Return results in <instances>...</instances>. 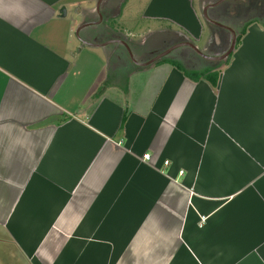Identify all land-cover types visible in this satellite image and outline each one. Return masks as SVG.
<instances>
[{
    "label": "crops",
    "instance_id": "1",
    "mask_svg": "<svg viewBox=\"0 0 264 264\" xmlns=\"http://www.w3.org/2000/svg\"><path fill=\"white\" fill-rule=\"evenodd\" d=\"M216 1L103 0L87 26L99 0H0V241L22 264H264V0L208 10L243 32L215 87L156 62L140 106L143 66L109 42L146 62L148 32L200 41Z\"/></svg>",
    "mask_w": 264,
    "mask_h": 264
},
{
    "label": "rangeland",
    "instance_id": "2",
    "mask_svg": "<svg viewBox=\"0 0 264 264\" xmlns=\"http://www.w3.org/2000/svg\"><path fill=\"white\" fill-rule=\"evenodd\" d=\"M254 1H256V0H254ZM254 1L250 0L249 3L245 2V5H244V0H240V1L235 0V2L231 1L232 5L226 4V5H228V7H223L221 9H223L222 11L224 13L226 11H232L231 13H235L233 15H230V13L228 15L224 14L225 17H228L229 15L232 17L230 19V21H243L249 16L246 14L249 12L248 10L251 8H253V9L256 8L254 3H252ZM133 5L137 8V6H139V3L137 2V6H136L135 2H133ZM194 5L198 10L200 9L199 0H194ZM231 7H233V8H231ZM232 9H234V10H232ZM201 11H202V17L201 16L200 17H201L202 23L204 25L202 40L198 41L195 39H189L188 41H192L196 46L199 47V49L202 50L203 47H204V49H207V48L209 49V47H211V46L208 47V45L210 43H212V40H211L212 34L214 32H217V28L205 20V18L203 16V9ZM242 11H245V13H243ZM203 18H204V20H203ZM158 23H160L161 25H163L165 27L168 26V25H166L167 23L165 21L164 22L157 21V22H154L151 24H154V26H157ZM79 27H80V25L76 27V30L74 32L75 42L77 41L80 44V46L75 50L76 54L78 53L79 48H83L85 51H87V49H89L88 46L81 43V38H82L81 34H77ZM164 29H166V28H164ZM183 38H184L183 36H178L175 33H171V32H166L163 34H158L156 32H148L146 34V38H145V41H147V43L145 45H146V48L156 49V50H158L156 53H159L160 51H163V50L167 49L168 47L175 45V44L179 43L180 41L184 40ZM229 40L230 39H228V41ZM203 43L206 45L203 46ZM228 46L229 45L227 44L225 47L227 48ZM98 49H100V48H98ZM204 49L202 50L203 52H205ZM132 52H133L134 57L137 61H139V59H141V61H142V58H141L142 56L140 57L133 50H132ZM150 52H152V51H149L148 53H150ZM156 53H152L150 56L148 55L147 57L144 56V59L148 60V59L152 58L153 56H155ZM102 57H105V55L103 54ZM166 58L181 61V62H183V64H185L186 66H188L191 69L197 68L198 66H202V67H209V66L216 67L217 66L216 63H211L210 61L202 60V58L200 56H198L197 53H195L193 50H191L190 48H187V47H180V48L173 50L169 55L166 56ZM110 62H111L110 64H112L113 60H111ZM132 65H131V63L129 64L128 62H125L124 68L125 69L131 68ZM153 65L155 66L156 64L152 63V64H149V65H146L143 67H139L138 80L136 81V83L134 82L136 85L134 86V92L130 95V97L131 98H139L140 102H141L140 106H144L147 103H149L153 99L155 94L157 93L158 81L160 80V75H156V77H154V78L148 77V73L150 74V72L154 69ZM133 67H135V66H133ZM124 68L122 69L123 71L125 70ZM115 69L114 68H112V69L108 68L107 74H109V72H111V71H115ZM142 71L145 74H142ZM146 75H147V77H146ZM110 79H111V77H110ZM0 239H1V237H0ZM0 264H22V254L11 244V242L9 240H7L6 237L3 238V241H0Z\"/></svg>",
    "mask_w": 264,
    "mask_h": 264
},
{
    "label": "water",
    "instance_id": "3",
    "mask_svg": "<svg viewBox=\"0 0 264 264\" xmlns=\"http://www.w3.org/2000/svg\"><path fill=\"white\" fill-rule=\"evenodd\" d=\"M103 0H99V3L97 5V12L99 14V17H100V20L97 21V22H91V23H88V25H96L98 24L99 22H101L102 20V15L100 13V4ZM228 0H218L214 3H209L207 5L204 6V9H203V16L205 18V20L207 22H209L210 24L212 25H215V26H218L222 29H225L227 31H229L231 33V43H230V47L223 53L221 54H218V55H208L207 53L203 52L201 49H199L198 46H196L193 42L191 41H182V42H179L175 45H172L170 47H168L167 49L163 50L162 52L156 54L154 57H152L151 59H149L148 61L146 62H140V61H137L134 57V54L132 52V49L130 48V46L128 45V43L124 40H113V41H109V42H118L122 45H124V47L126 48L128 54H129V57L130 59L132 60L133 63L139 65V66H146V65H149V64H152V63H156L158 61H160L161 59L165 58L167 55H169L173 50L177 49V48H180V47H190L195 53H197L200 57L206 59V60H210V61H222V60H225L228 56H230L232 54V52L234 51L235 47H236V39H237V34H236V31L233 30L231 27L227 26V25H224L218 21H215L213 19L210 18L209 14H208V10L212 7H216V6H219L220 4L226 2ZM80 30V27L78 29V32ZM77 32V34H78ZM84 43H87L89 44L88 42H85ZM91 44V43H90ZM102 44H106V43H102Z\"/></svg>",
    "mask_w": 264,
    "mask_h": 264
},
{
    "label": "trees",
    "instance_id": "4",
    "mask_svg": "<svg viewBox=\"0 0 264 264\" xmlns=\"http://www.w3.org/2000/svg\"><path fill=\"white\" fill-rule=\"evenodd\" d=\"M243 36V32H241L240 34L237 35V39H236V45L240 43L241 37ZM204 61H206L205 59H202ZM169 61L170 64L174 65L175 67H177L181 72L184 73V75L193 80V81H198L200 79H204L207 82H209L213 87H215L217 85L218 79H219V72L218 71V67L221 66V64L223 62H219L216 63L217 66L216 67H202V66H198L197 68H189L188 66H186L185 64H183V62L178 61V60H172L169 58H163L161 59L159 62H166ZM126 114L124 115L123 119L125 121L126 119Z\"/></svg>",
    "mask_w": 264,
    "mask_h": 264
},
{
    "label": "flooded vegetation",
    "instance_id": "5",
    "mask_svg": "<svg viewBox=\"0 0 264 264\" xmlns=\"http://www.w3.org/2000/svg\"><path fill=\"white\" fill-rule=\"evenodd\" d=\"M228 1H230V0H228ZM229 13L231 14V11H226L225 13H223V15L224 14L225 15H228ZM219 22L221 23V21H219ZM222 24L227 25V24H225L223 22H222ZM215 27L217 28V32H214L212 34V39H211L212 40V43L209 44V46H211V47H209V49L208 48L207 49H204L205 53H207L208 55H218V54H221V53L225 52L230 47V43H231V33L229 31L225 30V29H222V28L218 27V26H215ZM228 39H230V40L228 41ZM184 41H186V40H184ZM180 42H182V41H180ZM227 44L229 46L226 48L225 46ZM187 48H190V47H187ZM156 52L157 51H155L154 53H156ZM160 52H162V51H160ZM156 54H158V53H156ZM202 59H204V58H202ZM207 61H210V60H207ZM210 62L211 63H216L217 61H210Z\"/></svg>",
    "mask_w": 264,
    "mask_h": 264
},
{
    "label": "built area",
    "instance_id": "6",
    "mask_svg": "<svg viewBox=\"0 0 264 264\" xmlns=\"http://www.w3.org/2000/svg\"><path fill=\"white\" fill-rule=\"evenodd\" d=\"M144 158L147 159V160H150V155L149 154H145L144 155ZM165 164H168V161H165ZM182 173V172H181Z\"/></svg>",
    "mask_w": 264,
    "mask_h": 264
}]
</instances>
